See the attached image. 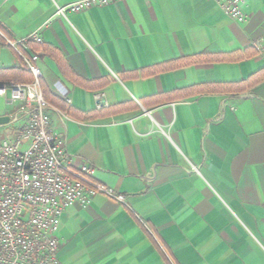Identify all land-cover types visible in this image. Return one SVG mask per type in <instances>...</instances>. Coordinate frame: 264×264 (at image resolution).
<instances>
[{"label": "crops", "instance_id": "crops-1", "mask_svg": "<svg viewBox=\"0 0 264 264\" xmlns=\"http://www.w3.org/2000/svg\"><path fill=\"white\" fill-rule=\"evenodd\" d=\"M69 1L0 0V72L30 82L39 54L42 91L72 112L48 110L74 167L126 197L65 211L62 264H264V0L244 24L211 0L58 16ZM14 113L0 109V138L24 125Z\"/></svg>", "mask_w": 264, "mask_h": 264}, {"label": "built area", "instance_id": "built-area-1", "mask_svg": "<svg viewBox=\"0 0 264 264\" xmlns=\"http://www.w3.org/2000/svg\"><path fill=\"white\" fill-rule=\"evenodd\" d=\"M117 1L122 0H70L56 14L67 17ZM211 1L229 19L247 22V0ZM29 41L43 43L39 33H34L7 45L18 51L19 45ZM39 61V54L24 57L32 81L0 84V98L15 106V120H25L14 137L9 133L0 138V264H62L57 234L69 207L88 205L97 196L126 204L122 193L94 181L93 166L74 167L52 129Z\"/></svg>", "mask_w": 264, "mask_h": 264}, {"label": "trees", "instance_id": "trees-1", "mask_svg": "<svg viewBox=\"0 0 264 264\" xmlns=\"http://www.w3.org/2000/svg\"><path fill=\"white\" fill-rule=\"evenodd\" d=\"M225 58V57H224ZM21 73H24L23 71H17L16 69H6L3 70L2 72H0V80L1 83L0 84H4L6 81L10 83V81H16L15 83H23L21 82L19 79V76ZM261 80V75H255L253 77H251L250 79L237 83L236 86H238L241 89H244L248 86L251 85H255L256 83H258ZM78 85L85 87V84L83 81H77ZM41 88H42V83H41ZM196 88V87H195ZM44 93V97L46 99V101L48 102V104L50 105V107H54L55 109L59 110L60 112L63 113H68V114H72L69 105L67 103H65V101H63L60 98L57 97H51L49 95H47V93ZM162 98H165V96H163Z\"/></svg>", "mask_w": 264, "mask_h": 264}, {"label": "rangeland", "instance_id": "rangeland-1", "mask_svg": "<svg viewBox=\"0 0 264 264\" xmlns=\"http://www.w3.org/2000/svg\"><path fill=\"white\" fill-rule=\"evenodd\" d=\"M15 106L14 105H10L9 103H7V101L3 98H0V109H5V110H9L10 111V108H14ZM0 135H1V132H0Z\"/></svg>", "mask_w": 264, "mask_h": 264}, {"label": "water", "instance_id": "water-1", "mask_svg": "<svg viewBox=\"0 0 264 264\" xmlns=\"http://www.w3.org/2000/svg\"><path fill=\"white\" fill-rule=\"evenodd\" d=\"M9 122H10V117H8V116L0 118V125H6Z\"/></svg>", "mask_w": 264, "mask_h": 264}]
</instances>
